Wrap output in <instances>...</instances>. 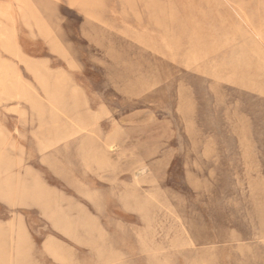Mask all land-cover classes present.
<instances>
[{
  "label": "rangeland",
  "instance_id": "obj_1",
  "mask_svg": "<svg viewBox=\"0 0 264 264\" xmlns=\"http://www.w3.org/2000/svg\"><path fill=\"white\" fill-rule=\"evenodd\" d=\"M0 264H264V0H0Z\"/></svg>",
  "mask_w": 264,
  "mask_h": 264
}]
</instances>
